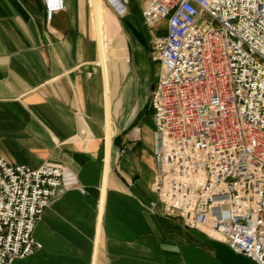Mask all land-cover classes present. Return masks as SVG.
I'll list each match as a JSON object with an SVG mask.
<instances>
[{"label": "crops", "instance_id": "crops-1", "mask_svg": "<svg viewBox=\"0 0 264 264\" xmlns=\"http://www.w3.org/2000/svg\"><path fill=\"white\" fill-rule=\"evenodd\" d=\"M146 3L122 16L66 0L49 21L44 0H0V157L62 164L77 183L37 223L43 247L13 264H257L164 213Z\"/></svg>", "mask_w": 264, "mask_h": 264}, {"label": "built area", "instance_id": "built-area-1", "mask_svg": "<svg viewBox=\"0 0 264 264\" xmlns=\"http://www.w3.org/2000/svg\"><path fill=\"white\" fill-rule=\"evenodd\" d=\"M106 1L127 13L128 0ZM44 5L50 21L66 0ZM142 10L161 31L151 105L164 213L264 264V0H147ZM75 180L62 164L0 157V264L43 247L34 229Z\"/></svg>", "mask_w": 264, "mask_h": 264}, {"label": "rangeland", "instance_id": "rangeland-1", "mask_svg": "<svg viewBox=\"0 0 264 264\" xmlns=\"http://www.w3.org/2000/svg\"><path fill=\"white\" fill-rule=\"evenodd\" d=\"M159 32H161L160 29H157V30H151V29H149L147 26H146V28H144V31H143V34H146V35H145V36H146V39H148L149 46H150V52H151V54H152V58H153V60H154L155 63H158L159 60H156V59L154 58V54H153V41H154V39H153V38H154V36H156ZM123 59H124V58L117 59V60H116V63H117L118 61H120V60H123ZM116 63H114L113 65L115 66Z\"/></svg>", "mask_w": 264, "mask_h": 264}]
</instances>
